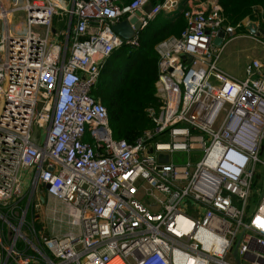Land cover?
Masks as SVG:
<instances>
[{"label":"built area","instance_id":"built-area-1","mask_svg":"<svg viewBox=\"0 0 264 264\" xmlns=\"http://www.w3.org/2000/svg\"><path fill=\"white\" fill-rule=\"evenodd\" d=\"M151 1L0 0V264H264V62L217 66L232 39L264 45L255 23L188 9L155 48L160 105L132 143L93 95L139 43L112 26L179 4ZM41 197L64 206V236L36 229Z\"/></svg>","mask_w":264,"mask_h":264},{"label":"trees","instance_id":"trees-1","mask_svg":"<svg viewBox=\"0 0 264 264\" xmlns=\"http://www.w3.org/2000/svg\"><path fill=\"white\" fill-rule=\"evenodd\" d=\"M129 3L132 0H119ZM162 0H152L149 7ZM221 10L224 25L235 26L244 20L257 23L264 31V0H211ZM188 0H181L170 14H159L139 32L136 48L123 46L105 61L93 91L107 112L113 138L134 142L149 127L148 109L158 108L155 97L157 79L156 46L168 37L178 36L185 27Z\"/></svg>","mask_w":264,"mask_h":264},{"label":"rangeland","instance_id":"rangeland-1","mask_svg":"<svg viewBox=\"0 0 264 264\" xmlns=\"http://www.w3.org/2000/svg\"><path fill=\"white\" fill-rule=\"evenodd\" d=\"M210 3L211 0H190L187 3V9L206 8ZM54 26H56V21H54ZM258 40L264 41L261 37ZM261 52H264V45L254 40L241 38L239 40H232L224 45L219 55L217 66L232 77L242 79L244 77V68L248 63L247 61L256 57ZM157 102L158 105H160L159 99H157ZM157 109L158 108L154 110L156 111ZM43 198L46 199L44 207H40L35 211V213L40 217H38L37 221L35 222L36 229L39 230L45 226V231L43 230V234L46 237L65 235L64 232L68 231V227L65 222V216L63 215L64 206L61 203L60 206H56L54 204L51 205L50 202H48L47 197ZM44 209L47 218L44 215ZM54 218H56V221ZM52 219L54 222H52Z\"/></svg>","mask_w":264,"mask_h":264},{"label":"water","instance_id":"water-1","mask_svg":"<svg viewBox=\"0 0 264 264\" xmlns=\"http://www.w3.org/2000/svg\"><path fill=\"white\" fill-rule=\"evenodd\" d=\"M131 25H133V29H131ZM112 31L122 38L125 41L130 40L134 37L135 31H141L140 23L136 18H131L130 20H123L120 23L112 26ZM247 31L251 34L258 35L264 40V31L258 28L255 24H251L247 27ZM224 38V33L219 32L216 39L213 41V45L219 47L221 45L222 39ZM165 161V160H164ZM40 201L43 203L44 198L41 197Z\"/></svg>","mask_w":264,"mask_h":264},{"label":"crops","instance_id":"crops-1","mask_svg":"<svg viewBox=\"0 0 264 264\" xmlns=\"http://www.w3.org/2000/svg\"><path fill=\"white\" fill-rule=\"evenodd\" d=\"M178 1V3H180L181 2V0H177ZM190 0H188V2H189ZM187 2V3H188ZM240 38H236V39H232V40H239ZM232 40H230V41H232ZM248 40H251V39H248ZM230 41H228V42H230ZM227 42V43H228ZM252 59H258V60H261L262 62H264V52H261L259 55H257L256 57H254V58H252ZM251 59V60H252ZM250 61V60H249ZM249 61H247V62H249ZM246 62V63H247ZM45 201H46V199H44V202L42 203L41 202V207H44V203H45ZM48 202H50V204L52 205V204H54V205H56V206H60V203L59 202H56L55 200H53V199H51V198H48ZM54 212H56V211H54ZM44 215H45V217L47 218V216H46V213H45V209H44ZM39 217V216H38ZM40 218V217H39ZM54 220L56 221V218H54ZM52 222H54L53 221V219H52ZM43 229L42 230H44L45 229V226H43L42 227ZM45 231V230H44ZM64 234H66V232H64ZM62 236H64V235H62ZM62 236H56L57 238H59V237H62Z\"/></svg>","mask_w":264,"mask_h":264}]
</instances>
